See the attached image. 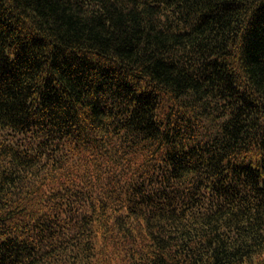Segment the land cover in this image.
<instances>
[{
    "label": "trees",
    "instance_id": "obj_1",
    "mask_svg": "<svg viewBox=\"0 0 264 264\" xmlns=\"http://www.w3.org/2000/svg\"><path fill=\"white\" fill-rule=\"evenodd\" d=\"M0 264H264V0H0Z\"/></svg>",
    "mask_w": 264,
    "mask_h": 264
}]
</instances>
